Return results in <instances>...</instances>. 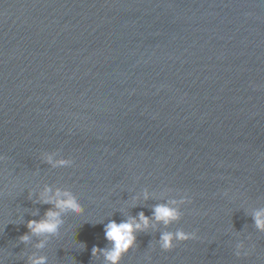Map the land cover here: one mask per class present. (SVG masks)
I'll return each instance as SVG.
<instances>
[{"label":"water","instance_id":"95a60500","mask_svg":"<svg viewBox=\"0 0 264 264\" xmlns=\"http://www.w3.org/2000/svg\"><path fill=\"white\" fill-rule=\"evenodd\" d=\"M45 188L84 213L34 235ZM260 211L264 0H0V264H109L106 225L141 212L119 264H264Z\"/></svg>","mask_w":264,"mask_h":264},{"label":"clouds","instance_id":"9594fccd","mask_svg":"<svg viewBox=\"0 0 264 264\" xmlns=\"http://www.w3.org/2000/svg\"><path fill=\"white\" fill-rule=\"evenodd\" d=\"M47 162L58 167H68L72 164L71 160L61 159L53 162L51 156L47 157ZM50 188H45L41 193V202L44 204H52L54 208L59 211H53L49 209L45 213V218L41 221L30 220L28 221L27 228L34 235L40 234H57L63 221L61 215L64 212H71L75 215H83L84 208L80 202L68 191H61L57 189L54 194H51ZM144 198L148 199V194L145 192ZM191 201L189 199H181L180 201L173 200L170 204L157 205L154 208V220L157 223H162L165 227L171 223L178 221L181 218V213L178 208V204H188ZM254 220L256 227L264 231V211L255 213ZM152 225L150 218L146 217L142 212L137 218H129L125 222L117 224L115 221H110L105 227V237L111 242L112 247L107 250H101L93 248L92 254H103L106 261L109 264H119L123 255L135 246L136 235L135 233L144 231ZM28 236L21 237L22 242L28 241ZM195 233H188L184 231L164 232L160 236L159 244L163 251H172L178 243H183L192 239H195ZM43 247V244L38 245ZM239 255V253H237ZM247 254V253H245ZM31 264H45V258L38 259L30 258Z\"/></svg>","mask_w":264,"mask_h":264}]
</instances>
